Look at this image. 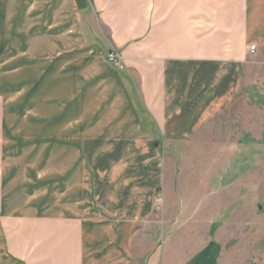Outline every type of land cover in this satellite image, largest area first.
Masks as SVG:
<instances>
[{"label": "crops", "instance_id": "obj_1", "mask_svg": "<svg viewBox=\"0 0 264 264\" xmlns=\"http://www.w3.org/2000/svg\"><path fill=\"white\" fill-rule=\"evenodd\" d=\"M258 56L264 0H0V264L151 245L159 147L216 121Z\"/></svg>", "mask_w": 264, "mask_h": 264}, {"label": "rangeland", "instance_id": "obj_2", "mask_svg": "<svg viewBox=\"0 0 264 264\" xmlns=\"http://www.w3.org/2000/svg\"><path fill=\"white\" fill-rule=\"evenodd\" d=\"M248 62L216 121L159 147L172 173L156 198L153 243L136 244L127 264H189L203 251L214 264H264V56Z\"/></svg>", "mask_w": 264, "mask_h": 264}, {"label": "built area", "instance_id": "obj_3", "mask_svg": "<svg viewBox=\"0 0 264 264\" xmlns=\"http://www.w3.org/2000/svg\"><path fill=\"white\" fill-rule=\"evenodd\" d=\"M255 50V47H250L249 51L253 52ZM106 60L109 64H111L112 66H114L115 68L118 69H122L123 68V64L120 62V59L118 57V55L114 52H110L107 54L106 56Z\"/></svg>", "mask_w": 264, "mask_h": 264}]
</instances>
